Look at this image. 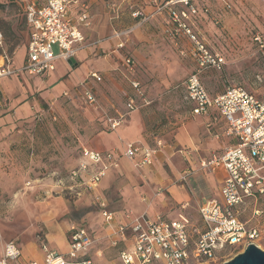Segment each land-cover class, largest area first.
Wrapping results in <instances>:
<instances>
[{
    "label": "rangeland",
    "instance_id": "obj_1",
    "mask_svg": "<svg viewBox=\"0 0 264 264\" xmlns=\"http://www.w3.org/2000/svg\"><path fill=\"white\" fill-rule=\"evenodd\" d=\"M82 2L90 22L82 28L86 46L100 49L79 54L70 67L56 61V71L46 79L23 74L0 81V258L9 241L24 255L27 246L44 244L54 250L61 241L62 251L68 227L76 224L92 234L88 255L96 264H119L118 248L104 236L95 194L70 176L82 161L81 147L106 150L112 133L135 114L140 137L133 143L157 148V160L148 167L125 160L119 172L108 175L99 185L107 209L193 217L218 187L200 163L217 154L225 138L218 120L211 119L207 128L206 118L191 114L184 99L187 79L196 75L212 96L232 87L255 97L263 94V86L253 83L261 60L251 36L264 32V0ZM0 33V56L7 54L18 67L27 34L15 0H0ZM208 55L220 57L223 65H209ZM125 58L132 61L130 67ZM133 81L140 84L142 97L132 89ZM87 92L94 102L87 100ZM129 97L136 110L111 129ZM123 146L111 150L122 151ZM189 170L193 172L186 177ZM175 190L184 192L182 201L174 198ZM241 253L228 248L219 264Z\"/></svg>",
    "mask_w": 264,
    "mask_h": 264
},
{
    "label": "built area",
    "instance_id": "obj_2",
    "mask_svg": "<svg viewBox=\"0 0 264 264\" xmlns=\"http://www.w3.org/2000/svg\"><path fill=\"white\" fill-rule=\"evenodd\" d=\"M16 2L24 16L28 41L18 67L12 66L7 54L0 56V81L23 74L37 79L49 78L55 71L56 61L69 64L86 47L82 28L88 27L90 22L82 0ZM138 15L135 12L133 17ZM251 41L263 64V69L253 74V83L263 86L259 97L242 87L227 88L222 94L211 97L196 75L185 83L184 98L192 104V114L205 115L214 108L225 121V134L231 141L220 154H213L200 163L202 169L211 172L222 169L224 177L218 198L198 207L197 223L184 214L173 220L161 216L149 219L145 214L132 217L128 213L117 218L107 210L104 198L96 190L107 171L119 167L120 157L115 150L101 153L81 147L82 161L70 176L72 180L82 176V187L95 194L105 227H110L115 220L118 222L111 246L130 242L118 253L120 264H219L222 252L228 248L244 252L250 245L260 248V244H264V32H254ZM206 59L218 69L223 65L220 57L208 55ZM123 62L127 67L132 64L129 58ZM91 76L100 80L96 74ZM131 87L142 97L138 82H131ZM85 96L90 103L95 101L92 94L87 92ZM126 108L119 119L112 121L111 129L123 124L136 110L133 98L127 99ZM155 152L153 148L128 143L122 156L133 159L138 155L137 165L150 166ZM247 212L249 215L244 216ZM66 240L64 253L42 244V259L27 263L20 261L21 249L12 241L6 242L0 264H96L88 255L94 240L84 226L71 224Z\"/></svg>",
    "mask_w": 264,
    "mask_h": 264
},
{
    "label": "crops",
    "instance_id": "obj_3",
    "mask_svg": "<svg viewBox=\"0 0 264 264\" xmlns=\"http://www.w3.org/2000/svg\"><path fill=\"white\" fill-rule=\"evenodd\" d=\"M75 12H73V14H74ZM82 32H83V29H82ZM83 34H84V32H83ZM84 36H85V34H84ZM85 40H86V36H85ZM87 42V41H86ZM85 42V43H86ZM97 49H100V47L99 46H94V47H90L89 48V46H86L85 48H83L82 50H80L77 54H76V56H75V58L74 59H72V60H70L69 61V64H67L66 62V66H68V67H70V65H72L73 63H76V62H78L79 61V54L80 55H82L83 53L85 54V56H87V52H89L90 50L92 51V52H94V51H96ZM55 71H56V68H55ZM54 71V72H55ZM53 72V73H54ZM208 93V92H207ZM209 94V93H208ZM220 94H222V93H220ZM220 94H216V95H214V96H217V95H220ZM210 95V94H209ZM211 97H214V96H212V95H210ZM185 99V98H184ZM187 102V101H186ZM189 105H190V112H191V110H192V104L191 103H189V102H187ZM191 114H192V112H191ZM192 115H194V114H192ZM194 116H199V117H204V118H206L207 119V128H210V122H212L211 121V119H213V120H218L223 126H224V131H223V133H222V136L225 138V145H224V147L223 148H221L220 149V151L217 153V154H220L222 151H223V149L225 148V147H227V146H229V145H231V141H230V139L226 136V134H225V132H226V123H225V121L223 120V118H221V116L219 115V113L214 109V108H212V109H210L209 111H208V113L207 114H205V115H194ZM126 123V125L124 126V127H122V128H120V129H118V130H116V132L115 133H112V140H113V142H110V143H107L104 147L105 148H107L106 150H96V149H90V150H92V151H97V152H101V153H104V152H109V151H112L111 150V148H113V147H117V148H119V147H121L122 145H124L123 146V150L122 151H120V150H115L116 152H117V155L120 157L119 159V167L121 168V164H122V162L123 161H125V160H132L133 162H134V164H135V166H139V167H148V166H142V165H137V163L136 162H138L139 161V156L137 155V156H135L133 159H128V158H125V157H123L122 155H123V152H124V147H125V145L126 144H128V143H133L134 141H138L139 140V135H140V127H139V124H138V120H137V116L135 115V114H133L131 117L129 116L127 119H126V121H125ZM119 137V138H118ZM116 138H118V140H116ZM214 139H216V140H218L219 139V137H218V134H216L215 136H214ZM144 147H147V148H151V147H149V146H147V145H144V144H142ZM153 149H155L156 150V152H155V154L152 156V165H154V163L156 162V160H157V154H158V149L157 148H153ZM192 153V152H191ZM215 154V153H214ZM213 155V154H212ZM212 155H210V157L209 158H207L206 160H209L210 158H211V156ZM187 161H188V159H186ZM151 166V165H150ZM120 168H119V170H117V169H110V170H108L107 171V173H106V175L101 179V181H100V183L108 176V175H110V174H112L113 172H119L120 171ZM192 172L193 171H187L186 172V177H190V175L192 174ZM210 174L212 175V178H210V179H216V182L218 183V187H217V192H216V196L215 197H211V198H208V199H205V200H203V202L202 203H204L205 201H207V200H211V199H217L218 198V196H219V187H220V182L222 181V179H223V177H224V171L222 170V169H217L215 172H210ZM86 175V174H85ZM77 180V182H79V184H78V186L81 188L82 187V185L80 184V181H78V179H76ZM100 183H99V185H100ZM99 185H98V188H97V190H96V193H98V194H102V192H100L99 191ZM83 188V187H82ZM84 189V188H83ZM173 196H174V198L175 199H177V200H179V201H182L183 199H184V192L183 191H180V190H175L174 191V194H173ZM201 203V204H202ZM200 204V205H201ZM106 208H107V206H106ZM182 209H184V208H182ZM108 210V209H107ZM109 211V210H108ZM110 212H112V211H110ZM117 218H118V216L119 215H121V214H125V212H112ZM100 214V213H99ZM179 214H184V213H178L175 217H163V216H161L162 218H164V219H167V220H173V219H176L177 218V216L179 215ZM136 217V216H139V215H132V217ZM149 219H154L155 218V215H150V216H148V215H146ZM156 216H158V215H156ZM186 216V215H185ZM189 219H191V221L193 222V223H197L198 222V219H199V216H198V212H196V215L195 216H193V217H189V216H187ZM100 218H101V225H102V228H103V230H104V232H105V238L108 240V242L111 244V239H113V237H114V235H113V233H114V230H115V228H116V226H117V224H118V222L115 220L114 222H112V224H111V226L110 227H105L104 226V224H103V219H102V217H101V215H100ZM88 231V230H87ZM88 233L90 234V236L92 237V234L88 231ZM129 241H127L126 243H124V247H126L127 245H129ZM63 245H64V243L61 241L60 242V244H59V242H57V244L55 245V249H54V251H56V252H59V253H64L65 251H66V247H67V240H66V246H65V248H64V250H60V248L62 249V247H63ZM27 248H28V255H24V253H23V251H22V249H21V253H22V255H21V259H22V262L23 263H27V262H29V261H40L41 259H42V257H43V254H42V251H41V249H40V247L39 248H30V247H28L27 246ZM57 249V250H56ZM51 250H53V249H51ZM96 256L97 257H99V252L98 253H96Z\"/></svg>",
    "mask_w": 264,
    "mask_h": 264
},
{
    "label": "water",
    "instance_id": "obj_4",
    "mask_svg": "<svg viewBox=\"0 0 264 264\" xmlns=\"http://www.w3.org/2000/svg\"><path fill=\"white\" fill-rule=\"evenodd\" d=\"M224 264H264V251L250 245L244 252Z\"/></svg>",
    "mask_w": 264,
    "mask_h": 264
},
{
    "label": "trees",
    "instance_id": "obj_5",
    "mask_svg": "<svg viewBox=\"0 0 264 264\" xmlns=\"http://www.w3.org/2000/svg\"><path fill=\"white\" fill-rule=\"evenodd\" d=\"M15 4H16V6H17V8H18V11H19V13L21 14V17H22V19H23V22H24V24H25V21H24V16H23V13H22V11H21V9H20V7H19V5H18V3L16 2V0H15ZM25 27H26V24H25ZM26 34H27V41H28V29H27V27H26ZM26 45H27V42H26ZM25 50H26V46H25ZM24 54H25V52H24ZM259 57V59L261 60V61H259L260 63V66H259V69L256 71V72H259V71H261L262 69H263V64H262V58L260 57V56H258ZM23 58H24V55H23ZM23 58H22V60H23ZM22 60H21V63H22ZM20 63V64H21ZM12 66L13 67H17V66H15L13 63H12ZM255 72V73H256ZM115 248L117 247L118 248V253L124 248V245H123V243H118L116 246H114ZM120 264V263H119Z\"/></svg>",
    "mask_w": 264,
    "mask_h": 264
}]
</instances>
